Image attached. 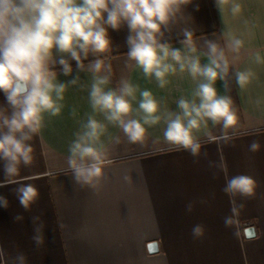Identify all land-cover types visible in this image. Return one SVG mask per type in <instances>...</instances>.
Instances as JSON below:
<instances>
[{
	"label": "crops",
	"instance_id": "1",
	"mask_svg": "<svg viewBox=\"0 0 264 264\" xmlns=\"http://www.w3.org/2000/svg\"><path fill=\"white\" fill-rule=\"evenodd\" d=\"M234 3L241 6L235 15ZM186 32L191 33L190 41ZM128 34L126 25L109 29L111 47L99 58L111 65L110 71H87L97 58L90 53L83 61L84 71H78L76 61L65 56L73 71L64 75L61 54L54 55L58 80L68 86L64 107L58 116L45 114L44 126L30 142V166H22L18 176L0 186V196L8 200L7 208L0 207V247L5 256L23 253L27 264H264V0H226L223 12L216 0H189L159 38L170 48L180 49L182 56H198L202 65L209 62V42L229 60L225 80L218 79L215 87L218 94L231 98L237 124L227 130L229 140L211 142L210 136L222 135L221 125L202 126L195 133L202 144L198 158L164 141L163 121L148 128L143 142L133 144L118 126L93 113L88 90L96 75L110 77L106 90L119 89L124 81L136 87L135 99L129 98L135 118L142 116L138 105L143 90H150L159 101L162 117L178 111L176 101L181 97L195 98L193 93L203 78H191L188 60L184 72L170 56L164 61L176 71L161 88L154 75L145 76L127 57ZM233 38L244 42L239 53L229 47ZM246 70L254 75L241 89L235 73ZM77 76L79 80L72 84ZM4 103L0 93V104ZM89 115L106 124L101 141L113 160L104 169L99 191L76 184L67 164L69 145ZM253 140L261 145L257 152L248 150ZM210 161L226 165L229 177L246 174L257 183L253 197L235 198L245 207L227 227L224 218L232 213L230 197L222 190L225 172L210 167ZM4 179L0 165V182ZM20 184H31L39 192L28 210L13 191ZM189 203L193 204L191 212L186 210ZM17 215L23 219H14ZM33 217L40 218L35 225ZM196 224L204 226L200 238L192 234ZM37 225H42L39 246L33 241ZM247 229L253 230L252 237L246 236ZM152 243L157 249L150 253ZM0 264L5 261L0 259Z\"/></svg>",
	"mask_w": 264,
	"mask_h": 264
},
{
	"label": "clouds",
	"instance_id": "2",
	"mask_svg": "<svg viewBox=\"0 0 264 264\" xmlns=\"http://www.w3.org/2000/svg\"><path fill=\"white\" fill-rule=\"evenodd\" d=\"M189 0H0V93L5 103L0 104V165L4 173V186L10 177L20 174L21 167L32 162L33 147L30 143L44 126L45 114L58 116L64 107L67 85L59 82L54 70V55L61 54L59 65L64 75H70L72 66L65 56L76 61L77 70L84 71L83 63L93 54L97 58L87 66V71L99 74L111 65H105L99 54L109 51L111 39L109 29L119 30L127 26V57L142 69L145 76L156 78L163 88L166 77L176 68L164 61L170 56L179 65L180 72L186 69L193 80L202 77L193 93L194 99L181 97L176 101L178 111L168 112L162 117L159 101L150 90L140 92L138 111L135 118L131 99H135L136 87L129 81L122 82L119 89H105L110 83L106 75L94 76L88 99L93 113L102 114L108 124L118 126L129 143L143 142L148 128L164 123L163 139L176 150H184L194 158L201 155L202 144L195 135L209 122L213 127L221 125L220 137H209L210 142L225 141L230 137L227 130L237 124V112L229 96L218 94L216 81H224L229 71V60L222 49L209 42V62L201 64L200 58L182 56L181 50L170 48L160 42L163 29L181 12V6ZM226 0H216L220 11ZM233 15L241 10L238 3L232 5ZM185 36L191 40V33ZM244 42L233 38L229 47L239 53ZM193 52L195 48L191 49ZM261 57L257 53L256 61ZM250 70L237 71L236 83L243 89L252 79ZM79 76L71 81L76 84ZM198 98V100L196 99ZM107 130L106 124L89 115L81 124V130L69 145L68 169L76 184L99 191L105 179L104 169L113 163L108 157L101 137ZM258 140H253L248 150H260ZM203 155L206 157L207 152ZM225 172L223 191L229 195L231 216L224 218L225 226L233 223V217L245 207L237 203L236 197L244 199L255 195L257 183L246 174L227 176L226 165L209 162ZM127 180L128 177H125ZM21 207L28 210L39 196L31 184H20L14 190ZM0 207H8L6 197L0 196ZM191 212L193 204L186 205ZM14 219L22 220L17 215ZM34 225L39 217H33ZM195 238L204 235V226L192 228ZM33 241L43 243L42 225H37ZM0 259L5 264H27L23 253L14 257L5 256L0 247Z\"/></svg>",
	"mask_w": 264,
	"mask_h": 264
},
{
	"label": "water",
	"instance_id": "3",
	"mask_svg": "<svg viewBox=\"0 0 264 264\" xmlns=\"http://www.w3.org/2000/svg\"><path fill=\"white\" fill-rule=\"evenodd\" d=\"M245 234H246L247 237H252V236L254 235L252 229H247V230L245 231ZM150 246H151V249H150ZM156 249H157V245H156L155 243H152V244H150V245L148 246V250H149L150 253L155 252Z\"/></svg>",
	"mask_w": 264,
	"mask_h": 264
},
{
	"label": "snow or ice",
	"instance_id": "4",
	"mask_svg": "<svg viewBox=\"0 0 264 264\" xmlns=\"http://www.w3.org/2000/svg\"><path fill=\"white\" fill-rule=\"evenodd\" d=\"M150 249H151V246H150Z\"/></svg>",
	"mask_w": 264,
	"mask_h": 264
}]
</instances>
